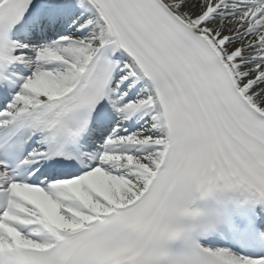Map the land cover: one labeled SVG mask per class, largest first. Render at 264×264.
I'll use <instances>...</instances> for the list:
<instances>
[{
    "label": "snow or ice",
    "instance_id": "obj_1",
    "mask_svg": "<svg viewBox=\"0 0 264 264\" xmlns=\"http://www.w3.org/2000/svg\"><path fill=\"white\" fill-rule=\"evenodd\" d=\"M0 264H264V0H0Z\"/></svg>",
    "mask_w": 264,
    "mask_h": 264
}]
</instances>
